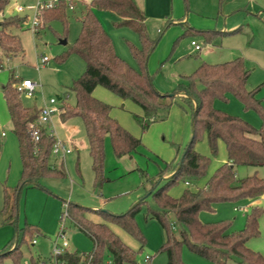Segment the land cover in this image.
Returning a JSON list of instances; mask_svg holds the SVG:
<instances>
[{
    "label": "rangeland",
    "instance_id": "1",
    "mask_svg": "<svg viewBox=\"0 0 264 264\" xmlns=\"http://www.w3.org/2000/svg\"><path fill=\"white\" fill-rule=\"evenodd\" d=\"M42 1L47 0H7L3 11L0 12V19L10 15L26 17L20 34L24 55L4 58L0 68V209L3 188L11 191L21 176L17 140L2 94V86L11 75L19 79L29 78L37 83L32 96L20 92L23 105H34L38 108L44 104L48 106L50 97L56 99L53 104L55 110L50 115L47 127L54 137L63 141L71 151L53 157L55 163H63L64 176L43 178L42 187L24 190L20 196L15 223H3L0 220V251L9 241L13 243L16 229H21L25 224L34 225L41 232L33 237L35 242L30 240V236H25L26 241L19 245L21 256L17 262L12 256H7L2 264H41L40 260H48L58 232L64 202L121 213L140 200L134 219L145 238V245L136 255L135 262L165 264V254L158 252L165 239V233L155 218L147 216L149 210L158 207L153 196L147 193L152 184L164 183L168 177L163 176V172L179 162L192 134L190 109L177 98L166 119L151 122L142 130L133 116L142 113L140 107L129 100L121 99L102 86H96L94 92L102 94V98H96L111 106L110 116L141 140V145L134 152L116 157L109 138L105 137L103 174L109 181L96 187L82 119L79 116H71L61 120L59 117V106L63 102L70 105L75 102L73 92L67 88L70 85L67 75L75 72L76 66L79 65H69L74 55H70L61 63L55 59L56 55L74 44L80 30L78 18L81 15L82 2L86 0H72L73 9L66 11V27L59 20L49 23L47 8H40L36 13L35 9L29 7ZM135 1L144 11L149 37L157 40L146 65L155 89L161 93H169L180 82L181 75L189 74L202 61L217 63L240 56L249 70L246 88H258L256 98L264 105V0H148L152 5L158 1V8L150 14L145 11V0ZM18 6L24 9L18 12ZM96 12L102 27L112 39L116 54L131 66L137 67L129 48V44L139 46L137 34L129 27L116 26V15L107 11ZM35 14L36 18L39 16L40 22L37 19L33 28ZM36 29H39L37 34L34 33ZM188 29L192 31L191 34ZM11 30L14 32L16 28L11 27ZM201 30L216 33L210 40H206L199 33ZM62 39L66 40V44L60 43ZM190 40H194L200 49H194ZM42 56L47 57L45 62L42 61ZM74 57L78 58L76 55ZM213 105L242 118L255 128L261 124L259 114L252 108H245L241 100L233 94L215 99ZM193 147L208 158L207 168L202 176L189 180L188 184L178 179L169 186L167 192L173 197L179 196L186 188L202 187L215 169L227 160L222 140L217 142L216 151L212 153L205 135L198 134ZM235 174L239 178L252 174L264 178V166L236 165ZM254 206L262 209L258 218L259 234L247 239L246 245L264 254V194L256 198L218 202L213 210L201 211L199 219L203 222L226 220L229 222L228 230L237 232L244 227L246 216ZM85 214L90 217L93 213ZM93 216L99 218L98 214ZM112 229L131 248H138L137 241L124 230L117 226H112ZM66 236L70 247L80 252H89L92 249V239L69 222L66 223ZM146 256L149 257L147 261ZM107 257L108 255L105 259ZM180 258L184 264H213L186 246L182 247Z\"/></svg>",
    "mask_w": 264,
    "mask_h": 264
},
{
    "label": "trees",
    "instance_id": "2",
    "mask_svg": "<svg viewBox=\"0 0 264 264\" xmlns=\"http://www.w3.org/2000/svg\"><path fill=\"white\" fill-rule=\"evenodd\" d=\"M6 2L7 0H0V12ZM69 4L73 6L72 1H61L54 8H47L49 23L59 20L66 27ZM82 5L78 18L80 30L74 44L55 57L61 63L75 54L85 63L83 72L67 87L73 92L75 102L72 105L63 102L59 106V117L61 120L71 116L82 119L95 186L100 187L109 181L103 174L105 137L109 138L116 157L130 154L141 145L139 138L110 116L111 106L93 95L95 87L102 86L140 107L142 113L133 116L142 130L151 122L166 119L170 107L179 98L190 109L191 138L179 162L163 172V176L168 178L162 184H152L147 193L153 196L158 206L149 210L147 216L155 218L165 233L158 252L165 254V264H184L180 258L183 246L209 259L213 264H264V254L246 245L247 239L259 234L258 218L262 213L260 207H252L246 216L244 227L237 232L228 230L229 222L226 220L203 222L199 219L201 211L213 210L218 202L256 198L264 194V178L256 174L239 178L235 174L236 165L264 166V105L256 98L258 88H246L249 70L245 67L243 58L238 56L223 62H202L192 72L182 76L183 80L169 93H161L153 86L152 77L146 69L148 56L157 40L149 37L144 11L136 1L86 0ZM96 11L116 15V26L129 27L137 34L139 46L129 44L137 67L131 66L116 54L112 39L102 27ZM25 20V16L18 15L3 16L0 19V68L4 58L24 53L20 38L11 27L20 29ZM38 31L36 29L34 33L37 34ZM188 33L191 34L192 31L188 29ZM199 33L210 40L216 31L201 30ZM19 81V78L11 75L2 86L21 161L18 183L11 191L3 188L0 209V220L3 223H15L20 196L25 189L42 187L43 178L65 175L63 163H55L51 153L55 137L46 125L38 123L40 109L22 104L20 91L15 87ZM227 94L235 95L245 108H252L259 114L261 124L258 128L236 115L214 107V100L225 98ZM34 130L38 135L37 140L33 138ZM198 134L205 135L212 153L216 151L217 142L222 140L227 160L215 169L202 187L186 188L179 196L173 197L167 192L169 186L178 179L185 183L198 179L207 168L208 158L193 147ZM140 202L141 200L121 213L90 209L78 203L67 202L68 222L92 239V249L89 252L67 249L56 257L50 254L48 260H40V263L103 264L108 255L114 264H136L135 257L145 245V238L134 219ZM88 212L93 214L88 217L85 214ZM94 214H98L99 218L96 219ZM112 226L121 228L133 237L138 248L134 249L126 244L113 231ZM38 234H41L39 229L31 224L16 229L13 243L9 241L0 251V264L7 256H12L17 262L21 256L19 245L26 241L25 236H30L33 242V237Z\"/></svg>",
    "mask_w": 264,
    "mask_h": 264
},
{
    "label": "built area",
    "instance_id": "3",
    "mask_svg": "<svg viewBox=\"0 0 264 264\" xmlns=\"http://www.w3.org/2000/svg\"><path fill=\"white\" fill-rule=\"evenodd\" d=\"M61 1H66V2H71L72 0H47V1H42L41 3L36 4L35 6H29L31 9H35L36 13L39 11L40 8H49ZM73 6L69 4V9H72ZM24 8L21 6H18L16 8V11L20 12ZM37 24V18L36 14L34 16V21H33V28L34 25ZM192 46L194 49L198 50L200 49V46L194 41H191ZM47 57L42 56V61H46ZM15 87L18 91H22L26 93L29 96H32L33 93L35 92V89L37 87V83L30 80V79H22L19 82L15 84ZM56 102V99L54 97H50L48 99V106L43 105L40 108V113L38 117V123L39 124H44L47 126V122L49 121L50 115L54 112L55 108L53 107V104ZM51 132V131H50ZM52 133V132H51ZM33 138L34 140L38 139L37 132L34 130L33 131ZM71 151L70 148L66 147V144L55 138V141L53 143L51 153L55 157L57 154L62 153V155L67 154ZM186 184H188L186 182ZM69 221V215L67 211V202H64L62 205V211H61V216H60V221H59V228L58 232L55 236V239L53 241V249H52V256L56 257L57 255H62L67 249H69V241L66 236V223ZM35 242V240H33ZM149 257H145V261H147ZM103 264H114L112 259L110 257H107L104 261Z\"/></svg>",
    "mask_w": 264,
    "mask_h": 264
},
{
    "label": "crops",
    "instance_id": "4",
    "mask_svg": "<svg viewBox=\"0 0 264 264\" xmlns=\"http://www.w3.org/2000/svg\"><path fill=\"white\" fill-rule=\"evenodd\" d=\"M158 1H155V3H153V5L152 4H150V1H148V0H145V4H144V7H145V11H146V13L148 12V14H150V12H152V11H154L155 9H157L158 7ZM140 7V6H139ZM141 8V7H140ZM156 18H161V16H156ZM184 23V22H183ZM182 23V24H183ZM17 30V31H16ZM15 31H14V33H16L18 36H19V38H20V34L22 33L21 31L23 30V27L22 28H20V29H16ZM191 41L192 40H190V45L192 46V44H191ZM23 55H24V53H23ZM71 55H74L75 56V54H71ZM72 57L71 58V60H70V62H69V65H71V63H75V64H77V65H79V66H76V71L75 72H70V75H67V80H68V84H71V82H72V80L73 79H75V77L76 76H78L80 73H81V71L83 72V70H84V68H85V63H84V61L79 57V56H77L76 55V57H78V58H75V57ZM203 62V61H202ZM59 69H61V68H59ZM181 78H182V75L180 76ZM77 78V77H76ZM24 79H29V78H24ZM20 80H22V79H20ZM183 79H181L180 81H182ZM69 86V85H68ZM175 87V86H174ZM157 88L158 89H160V87H159V85L157 84ZM96 89V88H95ZM95 89L93 90V95L95 96V97H97V98H102L101 96H102V94H101V92H99V93H97V92H94L95 91ZM34 94V93H33ZM58 99H60V97H58ZM34 106V105H33ZM36 107V106H35ZM41 107H38V109H40ZM3 134V133H2ZM69 141L71 142V140L69 139ZM186 184V183H185ZM28 189V188H27ZM26 190V189H25ZM69 249H72V250H77V249H75V248H73V247H70V243H69Z\"/></svg>",
    "mask_w": 264,
    "mask_h": 264
},
{
    "label": "water",
    "instance_id": "5",
    "mask_svg": "<svg viewBox=\"0 0 264 264\" xmlns=\"http://www.w3.org/2000/svg\"><path fill=\"white\" fill-rule=\"evenodd\" d=\"M60 43L66 44V40L65 39H62V40H60Z\"/></svg>",
    "mask_w": 264,
    "mask_h": 264
}]
</instances>
